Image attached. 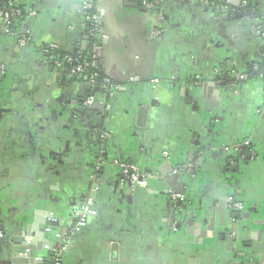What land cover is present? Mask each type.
Wrapping results in <instances>:
<instances>
[{
	"label": "crops",
	"instance_id": "crops-1",
	"mask_svg": "<svg viewBox=\"0 0 264 264\" xmlns=\"http://www.w3.org/2000/svg\"><path fill=\"white\" fill-rule=\"evenodd\" d=\"M84 1L23 0L22 8L36 17L18 29L24 28L31 41L22 47L3 31L0 35V67L7 69L5 76L0 68V264H25L22 246L45 243L32 227L36 211L41 221L48 218L50 203L59 224L49 240L55 249L60 242L54 237L73 229L62 264H228L230 253L245 249L258 260L253 250L264 251L259 224L244 237L239 229L228 252L222 237L234 236L231 215L238 212L227 206L222 217L217 210L225 198L228 203L235 198L251 220L264 216V83L237 79L261 58L264 44L252 25L264 18V0H251L256 10H245L244 17L190 0H161L170 27L158 39L150 14L136 0H99L93 38L104 50L92 54L117 89L110 98V91L97 88L92 110L82 102L88 86L71 81L66 65L49 60L51 52L77 56L95 49L81 12ZM220 80L232 81L221 87L222 102L212 99L208 106L202 90L193 86ZM196 103L209 112L199 113ZM212 124L221 132L215 145L207 141ZM95 130L113 135L99 151L98 164ZM183 137L203 148L204 173L198 170L191 181L173 178L174 191L160 177L170 163L186 162ZM247 140L253 149L234 168L225 149ZM128 164L149 179L147 190L121 177ZM99 165L107 169L100 173ZM90 172L96 173V189ZM171 192H185L190 208L182 216ZM85 199L92 216L77 232ZM205 215L213 220L212 239L203 247L190 246L201 241L197 233ZM192 218L194 228L188 225ZM45 246L38 256H49Z\"/></svg>",
	"mask_w": 264,
	"mask_h": 264
},
{
	"label": "water",
	"instance_id": "water-1",
	"mask_svg": "<svg viewBox=\"0 0 264 264\" xmlns=\"http://www.w3.org/2000/svg\"><path fill=\"white\" fill-rule=\"evenodd\" d=\"M127 1H130V0H127ZM156 1H157L158 6H161L160 5V1L161 0H156ZM130 2H133V1H130ZM129 5H131V4L129 3ZM135 5L137 6L136 3H135ZM142 10H143V12H147L148 14H150L151 17L150 16L149 17H150V19L152 18L153 30L157 29V25H158L157 22H158L159 18H157V15L155 14L154 9L153 10H148L147 8H143ZM217 13H219V14L224 13L225 14V13H228V12L226 10H222L221 11V9L220 10L218 9ZM161 16L164 17L165 21H167L164 11L161 12ZM11 22H14V20H12ZM88 23H90V21H88ZM2 31H3V29H1V32H0L1 34H2ZM3 33H4V31H3ZM99 43H100L99 44L100 46H99L98 50L96 51V53L97 52H101V51L104 50V47H103L102 43L100 41H99ZM94 52H95V50H94ZM92 53H93V51H92ZM96 67L100 68L98 61L96 62ZM237 79L240 80V77H238ZM259 79L264 83V79H262V78H259ZM230 81H232V80H230ZM230 81L229 82L228 81H223L222 82V80H220V82L219 81L218 82L215 81L217 83L216 85H214L212 83L213 81H209V82L200 83L196 87L193 86V88H195V89L196 88H200L202 90V92H203L202 98L205 99L207 101L206 104H208V106H210V105H214V102H213L212 99H214V100L215 99H219V102H222L223 95H222L221 87L229 86ZM97 88H99V86L94 88V90H93L94 93H96ZM187 89L190 90L192 88H190V85H188ZM91 95H93V92H89V95L87 96V98L89 96H91ZM108 97H110V96H108ZM87 98H85V100ZM110 98H112V96ZM209 98H211V99H209ZM85 100H83L82 102L84 103ZM200 103H196L195 104L196 106L198 105V107H197L198 108V112L199 113L203 112V110L205 112L206 111L209 112V110H210L209 107H207V109H203V107H202V105ZM94 105H95V103L89 109L92 110ZM216 105H218V104L216 103ZM108 106H110V105H108ZM108 106H107V108H108ZM140 112H143V111H140ZM143 113H145V112H143ZM209 128H210V130H208V132H207V141H208V143H211V145H215V144H212V143H215V142L219 141L218 138H220L221 132H220V130L218 129V127L216 125H213V124L211 126L209 125ZM104 133L105 132H103V131H96L95 130L94 134L92 133V136H91L92 137V142H93L92 146L95 149V154H94L95 161L98 158L97 164L100 163V161L102 162V157L100 156L101 154H99V151L100 150L102 151L104 149L105 144L106 143L108 144L110 142V139H104L103 138V134ZM246 142H248V140L244 141L243 143H246ZM243 143L241 142V143H238V144H233L231 146L241 145ZM180 144L181 145L184 144V150L187 153L186 154V158H185L186 159L185 163L193 162L195 164V162H196V167H197L196 171L201 170V165L204 163L203 160H202L203 157H201V154H203V148H199V146H197V145H195V147H194V145L192 143L186 141L185 137H183L181 139ZM205 145L206 144H204V146ZM248 145H249L248 147H246V146L242 147L241 152L238 153V154L232 153V152H227L226 149H225V152H226V154L228 156V163L231 166H233V165L237 166L238 163L240 162L241 158L245 154L250 152V150L253 149V145H252L251 141L249 142ZM231 146H227V148L231 147ZM197 148H199L198 151H196ZM101 153H103V152H101ZM205 158H206V156H205ZM170 166H171L170 171H168L167 173L162 174L163 176L160 177L162 180L167 181V184H169V182L175 177H181L182 179H185V180H187L186 178H188V181L191 178L195 180L196 176H194V175H191V176H188V175H185V174L172 175V172L177 167L175 165H173L172 163H170ZM102 169H107V167L99 165L96 168V170L100 171V173L103 172V171H101ZM194 173H195V171H194ZM203 173H204V171L201 170L200 174H203ZM95 176H96V173H94V172H90L89 173V177L92 178L90 180L94 183L93 189L97 188V185L95 183L96 181L94 179ZM192 176H194V177H192ZM199 179L200 180H204V178L202 176H200ZM169 186L174 191L176 190L173 187V185L169 184ZM183 187H184V184H183ZM184 193L185 192H175V194L183 195V196L185 195ZM227 201H228L227 198H225V200H223V202H221V204L219 206V210H217V212L219 214H221L222 217H225L223 213L226 212L225 209L227 208V206H230V203H228ZM86 202H87V199L84 200L83 205L81 206L83 208L80 211V213H81V214H79L80 217L77 219V221L75 223L76 225H77V223L79 222V220L81 218H83L85 220V223H86V220L88 219V217L92 216V214L90 212H88V210H86V208H84V204ZM175 205H177L179 207V209H181L180 216H182L184 214V210L185 209H189L190 208V206L184 205V203L182 201L176 203ZM175 205H173V206H175ZM48 208L50 210V213L47 214L48 218H46L44 221L43 220L41 221L39 219V217H41V216H39V212L38 211L35 212L36 213L35 221H34V225L32 227L35 232L40 233V235H39L40 239L39 240H41L42 238H45V243H41V242L38 243L36 241L33 244H24L22 246V249H23L24 253L21 254L20 256L22 258L24 257V261L23 262L25 264H44L46 262L51 263L52 261H54L56 264H62V254L69 247L68 246L69 245L68 243H70L69 237H70L71 233H73V229H71L69 232H66L64 235L62 234V235H57V236L54 237L55 243L56 242L57 243L60 242V245H59L58 249H55L54 248L55 247L54 244L52 242H49L50 236L55 234V228L54 227H57L59 224H58V222H56L58 220L54 219V217H57V214H56L57 212H56V208L53 206V203H50ZM248 217L249 216L247 214H242V213L239 214V213H234V212L232 213L231 220L233 221L232 230L234 231V236L233 237L232 236H228L227 234L225 236V234H224V236L222 237L223 241H228V243L226 244V248H227L228 252H231L230 247L232 246L233 241L235 239L237 240L239 238L238 237L239 229L245 231L242 234V236L244 237V236H246L245 234H247L246 233L247 229H249L251 227L255 228L254 226H257V224H259L260 228H262V231H260V233L258 235V243H260V245H261L260 247L264 246V244H263V241H264V216H263V219H261L259 222L253 221V220H251V218H248ZM203 221L204 222H202V224H200V227H199L200 228V232L197 233V236H198L199 240H201V241H199V242L193 241V242H191L189 244L190 246H202L203 247V242L204 241H207V240L210 241L212 239V237H210V234H211L210 232H212V230H213V220L209 216H206L203 219ZM41 224L44 225L45 228H41L40 227ZM188 225L190 227L194 228L197 225L196 218H192L191 220H189L188 221ZM23 229H24V227H23ZM253 230L257 231L256 229H253ZM46 236H48V237H46ZM213 237H214V235H213ZM214 238H216V237H214ZM223 243L225 244V242H223ZM38 245H39V247L37 248ZM44 245H46L45 248L49 252V256L47 258L38 256V253L40 251H43V249L41 247H43ZM34 247H36V248H34ZM219 247L220 246H217V245L214 246L213 245V250L214 249H220ZM253 251L258 256V260H256L255 255H253L251 252H249V251H247V249H245L244 251L239 252L240 255H235L234 256L233 254L230 253V256L232 257V258L231 257L230 258L233 260L232 261L233 263L231 262V263H228V264H264V251H260V252H258L256 250H253ZM204 252L207 253V251H204ZM36 255L38 256V258H36ZM194 256H195V254L193 255V257ZM196 258L197 257H195V259Z\"/></svg>",
	"mask_w": 264,
	"mask_h": 264
},
{
	"label": "built area",
	"instance_id": "built-area-1",
	"mask_svg": "<svg viewBox=\"0 0 264 264\" xmlns=\"http://www.w3.org/2000/svg\"><path fill=\"white\" fill-rule=\"evenodd\" d=\"M98 1L99 0H85L81 6L82 14L86 17L87 21H90V24L93 25V28L91 29V31H89L91 33V37L94 36V33L96 31V17L89 16L88 14H89V11L94 8L95 4H97ZM22 3H23V0H6L5 1L2 8H0V29H3L6 35L11 36L17 41V43L20 46L24 47V46H27V44L31 41V38L29 37L28 33H26V30H24V28H21L20 30L22 31H20L18 29V26L19 25L23 26L24 22L35 19L36 13L33 10L23 9ZM141 4L144 8H147L148 10L154 9V12L157 15V18H159L157 23L161 25L163 24L164 17L161 16V12H158V10L155 9V7L148 0H142ZM12 20H14L15 23L11 22ZM12 24L15 25L16 32H11L10 26H12ZM159 34H161L160 30L157 32V35ZM261 37L264 38V33L261 34ZM94 47L95 49H93V51L95 50L96 52L99 47L96 45H94ZM97 58L98 56L95 54L93 55L92 60L90 62H87V61L81 62L80 60L73 59L72 57H69V56L65 57L62 60L57 55V52H51L49 59H50V62L54 66H64V67L65 65L70 66L71 67L70 76L76 77V76L87 73L91 69H94L96 66ZM263 62H264V59H263ZM2 69H4V67ZM255 70H257V68ZM97 78L98 76L94 75L89 79L90 86L93 87L96 84ZM243 80H248L247 75L243 77ZM157 82L158 81L156 80L155 83ZM113 87H115V84L113 80L110 79L109 77L108 78L105 77L102 80L101 85L99 86V88H103L107 90L108 89L110 90ZM94 88L95 87H93V90ZM94 103H95V98H94V93H93V95L89 96L86 99V101L84 102V106L86 108H91ZM108 110H110L109 106H108ZM112 136L113 135L111 132H105L103 134L104 139H110L112 138ZM248 144L249 142L243 143L241 145H234V146L226 148V151L238 154L241 152L242 147L244 146L248 147L249 146ZM163 156L167 159L170 158L167 152H164ZM194 168H195V164L193 162H188L182 167L176 168L172 172V175L187 174L191 172L192 170H194ZM122 175L124 178H127L129 180L133 188H140L143 190H147L149 188V181H148L149 179H147L146 176L141 175L140 169L135 164H128L126 166H123ZM169 196L171 198V201L174 203H178L180 201L185 200V196L175 194L174 192H171ZM231 202L233 203L231 204V206L234 209L238 211H241L243 209L242 204L239 203L238 201L231 200ZM84 224H85V220L81 218L78 224L76 225L75 231L78 232ZM2 237L3 235L0 233V238Z\"/></svg>",
	"mask_w": 264,
	"mask_h": 264
},
{
	"label": "flooded vegetation",
	"instance_id": "flooded-vegetation-1",
	"mask_svg": "<svg viewBox=\"0 0 264 264\" xmlns=\"http://www.w3.org/2000/svg\"><path fill=\"white\" fill-rule=\"evenodd\" d=\"M163 1V0H162ZM166 1V0H165ZM193 2H196V3H199V4H204V5H209V6H218V8L217 9H221V11L222 10H226L228 13H225V14H229V13H231L230 11H234L235 12V15H237V16H242V17H244V11L245 10H250V9H255L254 8V4L252 3V1L251 0H192ZM161 3L162 2H160V5H161ZM165 2L163 1V4H164ZM140 5H142L141 3H139ZM220 6V7H219ZM222 7H226V9H224V8H222ZM155 9H157L158 10V12H163V10H162V7L160 6L159 8H156L155 7ZM256 10V9H255ZM254 10V11H255ZM242 14V15H241ZM255 15H256V12H255ZM90 24V23H89ZM169 24H168V22L167 21H165V19H164V22H163V24L161 25V24H159L158 23V25H157V29H154L153 30V32H154V36H155V38H160V37H162L163 36V34H166V32H167V30H169ZM96 28H97V26H96ZM161 31V34H159V35H157V32L158 31ZM252 31H254V36H256L263 44H264V38H262L261 37V34H263L264 33V18L262 19V18H257V20L253 23V25H252ZM0 32H1V29H0ZM95 33H96V31H95ZM5 34V33H4ZM0 35H1V33H0ZM96 46H100L99 44H98V42H97V44H96ZM93 51V50H92ZM91 51V52H92ZM98 53V52H97ZM98 56V55H97ZM261 58H259V60H258V62L256 63V64H254V66L253 67H251V69H252V71H255V72H259L260 71V65H259V62H260V60L263 58L264 59V49H263V52H262V54H261V56H260ZM50 58V57H49ZM262 59V60H263ZM50 60V59H49ZM51 63V62H50ZM52 64V63H51ZM96 67V66H95ZM0 68H3V67H0ZM257 68V70H255ZM1 72H2V74L3 75H7L6 73H7V69L4 67V69H2L1 70ZM249 72V71H248ZM248 72H246V74L245 75H247V77H248V79H250L251 78V76H250V74H248ZM245 75H243V76H240V80H243V77L245 76ZM69 77H70V80L72 79V77L69 75ZM114 84H115V82H114ZM85 85H87L88 86V91L89 92H93L94 93V91H93V87L92 86H90V84L88 83V84H86L85 83ZM116 85V84H115ZM117 88L116 87H113V88H111L110 90L108 89V91H110V93H111V96H112V93H113V91L114 90H116ZM109 93V94H110ZM89 95V94H88ZM86 101V100H85ZM83 106H84V103H83ZM85 107V106H84ZM110 107V110H111V106H109ZM95 132V131H94ZM162 157H163V153H162ZM185 164H187V163H184L183 165H185ZM183 165H181V166H179V167H182ZM137 166V165H136ZM179 167H177V168H179ZM236 167V165H234V168ZM139 168V167H138ZM196 162H195V168H194V170H192L191 172H189V173H187V174H185V175H188V176H191V175H194L197 171H196ZM194 171H195V173H194ZM121 177H123V175L121 174ZM124 178V177H123ZM169 198H170V196H169ZM170 200H171V198H170ZM231 200H234V201H238V200H236L235 198H231ZM183 203H184V205H187V206H190L189 205V203H187L185 200L184 201H182ZM239 203H241L242 204V206H243V209L241 210V211H238V210H236V209H234L232 206H231V204H233L231 201L229 202L230 203V206H228L229 207V210L230 211H235V212H238L239 214H245V205L242 203V202H240V201H238ZM173 204H176V203H174V202H172ZM176 222V221H175ZM180 225V223H178V222H176V224L175 225H177V226H179ZM179 228L181 229V230H183L184 229V227L183 226H179ZM180 230V231H181ZM181 233V232H180ZM240 255V254H239Z\"/></svg>",
	"mask_w": 264,
	"mask_h": 264
},
{
	"label": "trees",
	"instance_id": "trees-1",
	"mask_svg": "<svg viewBox=\"0 0 264 264\" xmlns=\"http://www.w3.org/2000/svg\"><path fill=\"white\" fill-rule=\"evenodd\" d=\"M154 7L156 8H159L160 6H158L157 4V1L156 0H148ZM136 2L139 4V3H142V0H136ZM96 5L94 6V8L92 10L89 11V16H92V17H95V13H96ZM88 28H89V31H91V29L93 28V25L92 24H89L88 25ZM10 30L11 32H16V27L14 24H12V26H10ZM96 42H98V40L96 38H91V46H93V44L95 45ZM57 55L59 56L60 59H64L65 57L69 56V57H72L73 59H78L80 60L81 62H84V61H87V62H90L92 60V57H93V54L92 52H85L84 54H79L77 56H70V55H65V54H61V53H57ZM263 59V58H262ZM260 60L259 62V65H260V71L258 72H255V71H252V69L249 70L248 74H250L251 78H262L264 79V62L263 60ZM66 68H67V71H68V75L69 72H70V69L71 67L66 65ZM98 76L97 78V82L96 84L93 86V87H97L101 85L102 83V80L106 77L104 76V74L102 73V71L100 70V68H97L95 67L94 69H91L89 70L87 73L85 74H82V75H79V76H76V77H72L71 81L73 82H80V83H86L88 84L89 83V79L92 77V76ZM122 174V172H121ZM44 264H56L54 261H52L51 263H44Z\"/></svg>",
	"mask_w": 264,
	"mask_h": 264
}]
</instances>
